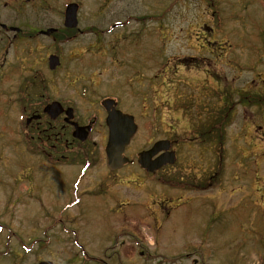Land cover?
Listing matches in <instances>:
<instances>
[{"label":"rangeland","instance_id":"rangeland-1","mask_svg":"<svg viewBox=\"0 0 264 264\" xmlns=\"http://www.w3.org/2000/svg\"><path fill=\"white\" fill-rule=\"evenodd\" d=\"M69 3L80 7L68 42L38 35L3 55L0 38V264H264V212L244 191L264 163V106L253 109L262 115L257 133L245 113L227 126L214 186L189 183L209 158L189 142V105L197 108L211 84L221 92L218 81L264 86V0H0V25L61 28ZM55 52L63 66L53 73ZM189 57L200 61L184 63ZM208 59L217 85L201 66ZM35 74L48 83L44 100L65 98L83 118L100 99L117 98L139 125L133 149L178 137L186 171L174 185L132 167L110 173L102 127L91 136L90 167L28 152L18 99ZM41 89L25 93L35 101Z\"/></svg>","mask_w":264,"mask_h":264},{"label":"flooded vegetation","instance_id":"flooded-vegetation-1","mask_svg":"<svg viewBox=\"0 0 264 264\" xmlns=\"http://www.w3.org/2000/svg\"><path fill=\"white\" fill-rule=\"evenodd\" d=\"M22 6L23 4L20 5V7ZM18 18L21 23L32 24L30 18H26L21 15H18ZM4 25L5 27H1L3 32L0 33V38L3 42V55H9V47H12L16 43H19L25 39L32 40L40 35L53 39V41L65 40L66 42H68V40L77 37L78 34L75 33L76 31H79L78 24L74 28H69L65 26L64 22V27H51L45 30L41 29L39 31L35 30L34 27H32L33 31H25L24 27L19 24L10 26L6 24ZM47 30L51 31L49 33H46ZM59 54V52L50 53V55H57L60 61L59 65L54 69H51L48 64L49 70L53 73L61 70V67L63 66L62 57ZM197 61H200V58L189 57L188 59L183 60L184 63H190L192 66H195ZM207 64H209L210 68L207 67ZM213 65H215V63H213L212 59H208L205 60L201 66H205V74H207L208 77L212 79V82L217 85L218 76L215 70L212 69ZM35 77H37L36 80ZM39 77H41V75L35 74V76L33 77L34 81L26 79L25 87H21L20 89V97L18 99V102L20 103V105H22L21 134L23 136L24 146L26 147L28 152L41 155L45 158H49L53 163H61L64 161L72 162V160H77L82 163L83 166L90 167L93 163V160L98 156L97 144L91 141V136L95 133V131H97L98 127H102L106 134L107 141L109 137V127L106 122L107 111L103 104V100L106 98H113L117 103V109L121 110L124 113H131L124 109L123 106L119 107V101L117 98L104 97L95 103L97 106L91 113L92 116L83 118L82 115H78V111L73 103L65 98H58L51 101L44 100L43 98L45 96V90L48 86V83L44 79H41ZM237 80L238 79L227 81L226 85H223L222 82L218 81V83L222 87H225L219 93L218 85L217 87H214L211 84L208 93L206 91V87H204L207 94L202 98L201 104L197 106L195 111H191L193 114V119H191L192 128L190 130L191 137L189 138V142L195 144L200 152L209 155V158L203 165L198 164L195 168L196 177L194 183H192L193 180L189 182L190 184L194 185L197 190L199 189L202 191H206L207 189H210L214 186L216 182L217 164L221 163L219 160H217V154L219 153V149L221 148L220 150H222L225 145L226 128L227 126L229 127L231 125L232 120L240 119L241 117H243V113H245V118L251 120L249 123V128L252 127L251 129H253V131L256 133L262 128V125H260V119L262 118L260 111H253L254 108L260 109L261 107L262 109L264 106V86L261 84L262 82H255L252 84V86L250 85L248 80L243 82ZM31 82H34V86H32ZM239 82L240 84L236 86V84H238ZM29 87L35 88L36 91L42 87V93L35 101L31 98V96L25 93V89ZM52 102H58L62 108V111L55 117H52L50 114L45 112V107ZM191 106L192 105H189L190 110ZM69 109H72L73 117L72 120L70 119V121H67V112ZM71 121L76 122L80 127L86 128V131L88 133L85 140H80L79 138L74 136L75 127L71 124ZM138 131L139 125L137 133L132 138L130 144L124 151V155L128 157L130 161L117 170H109L110 173H116L127 167H132L133 175L136 174V177L152 178L157 174H163L162 180H165L166 178L165 183L171 182L174 185L175 177L178 175V173L180 174V171L182 170L186 171L183 168H178L177 157L181 140L175 136L171 138L167 136L164 139H156L155 142L158 140H169L171 143V148L169 150L175 152L176 159L172 163L165 164L159 170L150 171L140 165L139 155L141 152L149 150L155 142L152 143V141L148 140V146L146 147H142L140 149L131 148L132 143L134 142V139L138 134ZM171 132H173V130ZM252 139H254V137H252ZM258 139L264 142V134H259ZM246 144L247 146H245L241 151L245 152L249 147H251L249 143ZM161 153L162 152L153 156L152 160L160 156ZM262 159L264 160V152L262 154ZM260 169H262L263 172H261ZM171 174L172 178L170 177ZM263 174L264 163L259 167V169L257 167L255 171L254 181L251 186H247V190L244 189L247 194L246 196L255 194L256 198L259 199L258 202L261 203L259 204L261 206L258 209L262 212H264ZM229 178L230 180L234 179L233 177ZM184 186L186 187V185Z\"/></svg>","mask_w":264,"mask_h":264},{"label":"water","instance_id":"water-1","mask_svg":"<svg viewBox=\"0 0 264 264\" xmlns=\"http://www.w3.org/2000/svg\"><path fill=\"white\" fill-rule=\"evenodd\" d=\"M77 11V4L72 3L67 6L65 13V25L67 27L73 28L77 25ZM49 32L50 31H47V33ZM59 63V58L57 56H50L49 66L51 69H54ZM103 104L108 113L106 119L109 127V140L106 146L108 166L111 170H116L128 161V159L123 156V153L126 146L130 143L131 138L136 133L137 125L134 122L133 116L116 110L114 107L116 103L112 99L103 101ZM45 111L52 117H55L61 112V108L58 103H52L45 108ZM68 114L69 118L67 120H70L73 116L72 109L69 110ZM72 124L76 128L74 136L81 140H85L87 138L86 128L79 127L76 123ZM169 147L170 143L167 140L155 143L150 150L140 153V165L150 171H155L167 163H172L175 160V154L174 152H168ZM161 151H164L165 153L152 160L153 156ZM39 264L53 263L51 261H42Z\"/></svg>","mask_w":264,"mask_h":264}]
</instances>
